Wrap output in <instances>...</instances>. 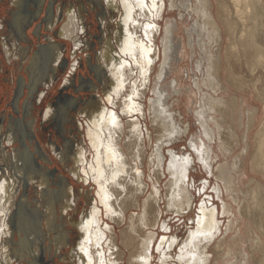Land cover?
I'll return each instance as SVG.
<instances>
[{
	"label": "bare ground",
	"instance_id": "1",
	"mask_svg": "<svg viewBox=\"0 0 264 264\" xmlns=\"http://www.w3.org/2000/svg\"><path fill=\"white\" fill-rule=\"evenodd\" d=\"M33 1L27 0L24 9L26 15H28V8H33L35 4ZM95 1L97 6L105 9H103V12L100 11V13H110L112 17L115 16L113 15L115 11L119 13V17L116 20L117 30L114 35H109L113 25L106 21L102 22V24H107V27H104V36L107 41H104L97 61L99 68L97 77L99 81H102L105 87L108 85L111 87L105 93V98L102 97L100 99L99 97L98 99L97 96H94L92 97L93 101H87L86 105L78 111V113L80 112L84 115L82 116L83 119L86 118L84 125L88 131V140L90 139L92 150H94L92 151L94 164L89 166L91 159L87 155L88 151L84 149L81 143L75 142L76 149L71 155L75 164L70 170L76 179L90 185L92 182L95 183L97 186L95 195L98 198L93 197L94 193H92V196H88V212H83L84 215L82 214L81 219L75 222L76 220H73L75 218L71 216L69 211L76 203L77 193L75 185L67 182L66 179L68 177L66 176L51 180V166L49 165L44 168L42 166L39 168L40 170L37 168V165H41L40 162L38 163L37 157L41 155L42 150L39 144L36 143L35 134H33L36 125L33 124V119L30 120L29 117L33 115L34 108L43 109V103L38 106L37 102L42 98V102L47 99L44 97V92H40L35 97V100L29 103L31 94L28 95L24 90L27 88L31 91L32 87L39 83L42 78V71L45 70V65H48L50 69L56 70V65L61 58V52L58 44H51V46L48 44L45 47L43 46V48L40 47L37 51H34L35 44L33 47L29 46L24 53V58L21 59V62L18 61L19 65L17 67L15 66L16 69L21 66L18 69L17 77L18 75L22 77L25 87L15 109L19 116L23 113V117L14 118L13 115L15 113H11L12 116L9 119L8 114L12 110L8 109L3 120L0 118V264H11L14 252L18 259L22 258L24 264H34L33 260L37 258V255L41 254V251H43L44 261L51 260L50 262L56 264L54 258L47 260L48 257L46 256L45 258L44 252L51 255L49 250H52V257H57L62 252L61 245L65 244L71 232L70 227L64 226V228H60L62 225L57 223L59 218H63V216H57L59 207L64 210L65 214L70 216V221L73 220V224L76 225L77 235H79V240L76 244L79 258L77 263L72 261L69 264H122L127 253L125 249L129 250V256H127L130 264H150L153 257V241L156 238L153 228L158 225L162 212L160 207L161 193L156 188L155 183L162 178L165 168L169 174L165 186L167 188V208L173 212H190L194 210L195 199L190 191V178H188L194 159L169 153L170 159L166 165L162 152L159 153L161 151L160 141L167 140L169 142L173 137L181 134L183 130L176 123L173 112H170L168 107H166L164 95L160 90L156 91L157 96L150 98L148 109L146 104L135 100L146 99L151 87L152 74L156 69V64L161 60V53L163 59L158 66L160 69L156 75L158 78L156 81L160 84L166 74L165 70L171 60L170 39L172 27L167 26L165 28L161 52L160 47L153 46L154 41L163 33L162 27L155 20L164 16L163 14L167 7L175 9L179 4L177 0ZM202 1L204 2V8L202 9L204 23H202L201 28L207 32L209 47L211 48L209 64L204 78L205 87L212 89L214 93H218L219 90H229L228 86L230 85L241 91L247 87L249 91L245 94L247 99H245L243 94L241 96H232L229 99L217 98L211 94L202 96V108L197 110L196 114L199 119L198 123L202 127L203 140H201L203 143L197 145L198 143L196 144L192 141L191 145L204 168L207 171L210 170L211 175L220 180L221 184L214 187L217 197L219 196L221 199V196L224 195L223 189L229 195L234 192L232 195L234 204H227V202L222 201L224 203L222 204L221 214L225 217L228 216L226 227L223 226V221L219 219L220 211H218L216 206L211 207L205 201L200 204L198 214L193 216L196 225L188 232L182 242L178 250L176 264H249V262L250 264H264V186L251 178L250 183H248L250 192L243 190L240 191L239 195L235 190V173L247 170V164L249 165L250 159L255 164L254 167L259 164L258 167L261 168V162L264 159V122L259 131L256 132V144H251V139H249L248 135V131L256 128L258 124L260 125V120H262L261 110L257 106L252 109L244 107V103L248 104L251 102L253 91L258 90V82L255 80L243 86L244 83L242 81H233L231 72L236 67L235 64L238 67H242L240 48L236 47L240 44L235 45V41H238L241 37L239 36L237 39L233 33L234 36H232L236 39L233 41L235 46H230L235 53L237 52L235 55L236 59L234 58L235 67L231 63H227L224 68V57L222 56L224 30L219 26L215 18L216 15L212 13V1ZM241 1L235 0L234 12L240 16V20L242 19L244 22H249L250 20L252 22L247 29L246 53L248 55L247 66L251 62L250 65L253 67L250 71L251 76L254 78L259 69H264V45H258L255 40L259 25H262V30H264V0H246L248 3H245L244 6L241 5ZM254 1L256 4H254ZM22 2L23 0L11 1L13 5L11 12L13 14L16 12L17 7H22ZM46 4L44 7H46ZM60 6L61 2L59 5L53 6L54 11L57 9L61 12ZM224 6L226 9V5ZM69 9L70 12L68 10V13L62 12L61 18L63 19L65 15L67 19L64 22L65 24L58 29L57 35L71 40L75 47H79L83 43L80 37L81 33L86 31V26L78 10L76 8ZM221 10L222 8H220ZM224 13H226V26L228 25L231 32L235 31V28H233L234 24L229 18L230 11L227 10L226 12L224 10ZM11 17L7 14L5 17L7 20H4L5 22L3 20L0 21V41L4 47L2 53L3 57L6 55V59H9V61L13 56L21 57L20 50L25 47L23 42H20V38L19 40L17 39L21 32L18 29L19 25L22 26V21L15 24ZM60 19L58 17V20ZM144 21L146 22L144 23ZM234 21L236 22V20ZM194 29L197 30L196 26H194ZM9 31L13 33L10 39L8 38ZM29 31H27V35H30ZM49 41L57 43L53 36L49 37ZM73 66L75 65L73 64ZM200 68L201 64L198 63V69ZM223 70H226L227 73L224 75L225 77L223 76ZM232 76H234L233 73ZM238 76L240 75L238 74ZM16 78L12 77V87L17 85ZM65 81H68V78ZM195 82V85L199 87V80ZM229 83L230 85H228ZM9 91L11 90L9 89ZM257 96L259 100L264 101L263 94ZM6 100L8 102L10 97ZM99 105L100 107H97ZM229 107L234 110L232 115ZM67 110L70 111V108L66 109L65 107L59 113L61 122L59 126L55 122L56 125L54 127H62V123L65 122L64 119L68 116ZM147 112L155 136L150 130L151 127L149 128L146 125L145 131L142 126L140 116L145 118ZM242 112H246L247 122L242 117L243 115H239ZM55 113L56 109L52 105H48L42 110L40 114L43 117L42 125L44 128H51V124L48 123L55 121L53 119ZM223 113L232 116L231 120L234 119L233 117L237 113L239 116L238 121L237 118L235 119L238 123H233L234 120L230 123V119L228 120L224 116L218 117L223 115ZM245 122L247 124L246 133L241 136L239 130L245 126ZM224 123L230 125L225 127ZM17 124H20L21 127ZM23 127L24 129L19 132ZM176 133L179 134L176 135ZM153 137L156 138L155 146L152 145ZM217 140L218 144L219 142L221 143L220 150L223 149L227 154H232L241 143L244 144V146L242 145L243 147L241 146L242 153L234 157L231 165L226 162L215 166L218 156H214L213 145H217ZM19 141H24V145L30 151V155L27 154L25 157H23L25 154L21 155L22 145ZM67 142L64 149L62 148L61 152L58 153L63 159L65 158L68 144L71 145L74 140L68 139ZM147 143L151 147L153 146V150L148 156ZM252 145L255 147L253 151H250ZM56 146L54 148L55 152ZM147 158L151 175L157 174L158 178V180L157 178L155 180L153 177L156 182L154 183L153 181L152 189L148 194L150 187L148 182L152 180V177L149 176L150 180L146 182L144 167H146ZM12 165L16 166L19 173L17 172L13 175L12 173L10 174L9 170H6L7 167ZM255 182L256 185L251 188V185L255 184ZM31 188L35 189L34 192L37 197L33 198L35 200L30 199L28 194L26 196L23 193L24 191L26 193ZM44 191H46L45 194ZM145 194L147 196L142 198ZM242 197L244 199L241 200ZM34 202H37L40 206H36ZM234 205L236 206L235 211ZM134 209L142 210L134 212L132 211ZM103 213H105L110 223L107 221V223L102 222L103 218L101 219V215ZM61 214L63 215V211ZM234 216L238 220L242 219L241 221L243 222L248 219L249 230L254 234L252 235V240L250 235H248L247 250L249 252L242 248L243 246L235 250L236 248L233 249L232 246L226 248L223 245L224 243L222 244L228 232L231 233L233 229ZM43 217L47 221V228L53 232L50 245L46 248L47 251L35 241L36 237H38L37 232L40 230L41 224L44 223ZM118 227H122L119 232H117ZM223 228H225L224 236L218 239ZM255 230H258L259 233ZM19 236L21 237L20 240H18ZM157 239L159 238L157 237ZM176 241L171 236H163L159 241L157 248L158 254L161 255V264H167L170 261L169 250L173 248ZM11 244H14L15 247L11 248ZM212 245L213 251L210 253ZM33 247L35 250H33ZM258 252L260 253L259 257L252 263L251 256H255ZM231 259L234 260L230 261Z\"/></svg>",
	"mask_w": 264,
	"mask_h": 264
},
{
	"label": "rangeland",
	"instance_id": "2",
	"mask_svg": "<svg viewBox=\"0 0 264 264\" xmlns=\"http://www.w3.org/2000/svg\"><path fill=\"white\" fill-rule=\"evenodd\" d=\"M24 1L25 0H23V2L21 4L22 7L21 8L17 7L15 10L16 12L11 15L12 16L11 20L15 24L18 22H21V21H22L21 22L22 24H25L26 20L28 19V16L26 15V12L24 11L26 4H27V0L25 2ZM61 1H63V4L61 5V9H60L61 11H65V13H68V10L70 12L69 8L76 7V9L78 10L79 15L82 17V19H84V18L86 20L88 19V17H87V11L89 8L88 7L89 6L88 1L86 2L85 0H69V1L68 0H59V2H61ZM211 1L213 3L212 13L214 15H216L215 18L218 21L219 26L222 27L224 30V32H223L224 41L222 44V56L224 57V68L227 65V63L228 64L231 63L234 66V61H235L234 58H235V55L237 54V52L235 53V51L232 50L231 46L234 45V43L236 42L235 45L240 44L239 45L240 47L239 46H236V47L240 48V52H241V54H240L241 60L240 61L242 63V67H238L235 64L236 67L234 66L235 68L231 72V77H232L233 81L237 82V80L238 81L240 80V81H242V83H244L243 86H246L245 85L246 83H249V82H252L255 80L258 82V85H257L258 90L253 91L251 102L248 104L244 103V107H246V108L248 107V108L252 109L255 106H257L261 110L262 120H260V125L258 124L256 126V128H253L252 130L248 131L249 139H251V141H250L251 144H256V139H255L256 132L259 131V128H261V126L264 122V101L259 100L258 96H257L260 94L264 95V71H263L264 69H261V70L259 69V72L257 73L256 77H254L255 78L254 79L251 76L252 74L250 71V69H252V67H253L250 65L251 62H249L248 66H247V60H248V55L246 53V41L248 40L247 29L249 28V25H251L252 22L250 20H249V22H247V21L244 22L241 19L243 21L242 22L239 19L240 16L236 15V13L234 12L235 11V8H234L235 7L234 6L235 0H211ZM34 3H35V0H34ZM177 3L179 4V6L177 8L169 9V7H167V9L165 10V12L163 14L164 16L159 17L155 20L162 27L163 33L158 37V39H156L154 41L155 43L153 46L160 47L161 52H162V47H161L162 46V39L165 35V28L167 26L172 27V34H171V39H170V41H171L170 45H171V51H172L170 53V55H171L170 59L171 60H170L169 66L167 65V68L165 70L166 74L164 75V78L160 81V84H159L156 81L158 79L156 77V75L159 73L160 67L158 68V66L160 65V62L163 59V56L161 53V60L156 64V69H155L154 73L152 74L151 87H150L149 92L146 95V99H135V100L146 104L147 109H148L150 98H154L156 95V91L160 90L162 92V94L164 95V103H165L166 107H168V109L171 112H173L174 118H175L178 126L181 127V129H184L183 133L173 137L169 142L167 140L160 141L161 151H159V153L162 152V155L164 156V161H165L166 165L170 159L171 153H174L177 156H184V157H189V158L192 157L194 159V161H192V165H191L190 170H189L190 173H189L188 178H190L189 179L190 191L192 192V194L194 196L195 203H194V210H192L190 212H186V211L173 212V211L169 210L166 206V204H167V198H166L167 188L165 187L166 181L169 178V174L165 168L166 174L164 173V175L160 179L161 181L159 180V182H156L155 180L157 178V174H155L153 176L151 175V170L148 166V158H147L146 167H144L145 171H146L145 172L146 182H148L150 180L149 176L152 177V180L148 182L150 184V187H149L147 194L152 189L153 181H154V183L156 182L155 183L157 186L156 188L159 189L160 193H161L160 194V196H161L160 197V205H161L160 207L162 209L160 221H159L158 225L153 228V230H155L154 232L156 233V238L153 241L154 247H153V254L152 255L154 258L153 257L151 258L150 264H161V261H160L161 255L158 254L159 251H158L157 247H158L159 241L162 239L163 236H169V237L171 236V237H174L178 241V242L176 241L173 248L171 250H169V260L170 261H168V263H167V264H176V258L178 255V250H179L182 242L184 241L185 237L187 236L188 232L195 227L196 221L193 220L194 219L193 216H196L198 214L199 206L203 201H205L211 207L216 206L218 208V211H220L219 212V219L223 221V224H224L223 226L226 227V224L228 221V216L225 217V216H222V214H221L222 204L224 203L222 201L227 202V204L233 203L232 202L233 201L232 195L234 194V192L229 195L228 192H226V190L223 189L224 195L221 196V199L219 196L217 197V194L214 191V187H216V185H218V184H221L220 180H218L214 175H211V171L209 170V172H208L204 168L203 164L198 160V157L195 153V150L191 145L192 141L196 144L198 143L197 145H201L203 143V141H202L203 140L202 139L203 133L201 130L202 127L198 123L199 119L197 117L196 112H197V110H200L202 108V104H203L202 96L203 95L209 96L211 94V95L216 96L217 98L229 99L232 96H235V95L241 96V94H243L245 99H247L245 94H247L249 91V88H247V87H245V89H243L244 88L243 87L242 91L240 89H236L234 86L230 85V83L228 84V85H230V86H228L229 90H219L218 93H214L212 89L205 87L204 78L206 76V68L209 64V56H210V52H211L210 49L211 48L209 47L210 44H209L208 34L206 31H204L201 28L202 23H204V14H203V10H202L204 8V2L202 0H177ZM240 3H241V5L244 6V4L245 3L247 4L248 2H246V0L245 1L242 0ZM254 4H256L255 1H254ZM224 5H226V9L230 11L229 18H230L231 22L234 24L233 28H235L234 29L235 31H233V32H231V29L228 27V25L226 26L227 21H226V13H224V10L226 12H227V10L225 9ZM220 8H222V10H221L222 12L220 11ZM199 9H200V12H199ZM6 11L7 10L5 8H3L2 13L0 12V21H1V19H4L6 17V15H7ZM117 13L118 12L115 11V13L113 14L115 16H113V17H112V14L105 13V15L97 16V18L95 19V22H96L99 18H100V20L102 18L103 21H106L107 23H111L113 25L111 28V31H109L110 36L114 35L115 31L117 30L116 20L119 17V13L118 14ZM96 14H97V11H96ZM98 14H99V12H98ZM14 18H16V19H14ZM66 19H67V16L65 17V15H64L63 19L62 18L60 19L61 20L60 21L61 27H62V25L65 24L64 22L66 21ZM11 20H9V21H11ZM233 20H236V22L234 21L235 22L234 23ZM238 21L239 22L241 21L242 23L241 22L239 23ZM145 22L146 21H144V23ZM235 24L237 25V27ZM97 25H98V27H101L102 33L98 29ZM106 25L107 24H102V22L99 20L97 21V23L95 25V31L94 32L95 33L100 32V34H101L100 37L102 39L99 45L98 44L95 45L96 47H95V53L94 54H95L96 58L98 57V54L101 51L102 46L104 45V41H107L106 37L104 36V33H105L104 27L106 28L107 27ZM255 25H256V23H255ZM60 26H59V28H60ZM194 26H196L197 30L194 29ZM93 28H94V26H93ZM29 29H30V27H29ZM237 29H239V30H237ZM18 30H20V29H18ZM35 30H36V28H34L32 30V33ZM48 32L51 33L52 31H48ZM263 33H264V30H262V25L261 26L259 25V29L256 32V37H255L256 39L255 40L257 41L258 45L260 44V46L264 45V34ZM232 35L237 39L239 38V36L241 38L238 39V41H237ZM55 37L59 38L61 42H66L65 44H67V45H64L63 48L68 47V49L71 48L72 51L74 49L75 53H72L70 55V59H69L71 63L76 61L75 60V59H77L76 55H78L79 57L82 58V56H83L82 51H84V50L81 47H75L71 40L65 39V37L57 36V33H56ZM233 41H235V42L233 43ZM3 51H4V47L0 41V76H1L0 83H3V85H4L3 90L0 91V100L2 99V103H0V113H2V116L0 118L2 120H3V117L6 115V112L8 109L12 110V112H10L8 114L9 119L12 116L11 113H13V114L18 113L17 110L13 106H11V104H9L11 108L7 105V103L10 100L7 102V100H4V98L5 97H6V99L8 97L11 98L12 92L9 91V88L11 87L13 89V87L11 86L12 81H13L12 77L16 78V73H17L18 69L21 67V66H18V69H16L17 65H19L18 61L20 62V59L18 56L11 57V59L9 61V59L8 60L6 59V55L3 57V53H2ZM67 55H68V52H67ZM243 57H244V59H243ZM12 61H15V62H12ZM198 63L201 64L200 69H198ZM73 68H75V66ZM85 70L86 69L84 67H81L80 73L84 74ZM24 73H25V71H24ZM232 73L234 76H232ZM226 74H227L226 70H223V76ZM238 74L240 76H238ZM61 76H64V73L61 74ZM61 76H59V78H61ZM18 78L19 77H17L16 79H18ZM257 79H259V80H257ZM196 80H199V83H200L199 87H197L195 85ZM99 83H100L99 88H96L93 93L96 95L99 94L100 99H102V97L105 98V93L108 91V89L111 86L108 85L107 87H105L102 81H99ZM15 87H16V85H15ZM100 88L102 90H100ZM252 89H254V88H252ZM238 90H240L241 92ZM7 92H9V94H7ZM99 97H98V99H99ZM12 100H13V97H12ZM97 107H100V105ZM45 108H46V106L43 107V109H45ZM81 108H83V107H81ZM231 108L232 107H229V111L232 115L234 110ZM43 109L42 108H37V109L34 108L33 115L31 117H29L30 120L33 119V121H34L33 124L36 125L35 129H34L35 132L33 134H35L34 138L36 140V143L39 144V146L42 150L41 155L40 156L38 155V157H37V161H38V163L40 162L41 165L40 164L37 165V168L39 169L42 166L44 168L48 165L52 166V167L54 166V168L52 169V170H54V173L51 176L52 177L51 180H53L54 178L57 180L58 176L62 175L60 177H65V176L68 177V179H66V181L69 183L71 182L73 185H75V190L77 193V196L75 198L76 203L73 206V208H71L69 211H70L71 216H73L75 218L73 220H76L75 222H77V220L81 219V217L84 215L85 212H88V209H89V202H88L89 197L88 196H90V195L92 196L93 195L92 193H94L93 197L98 198L95 195L96 191H97L96 184L92 182L90 185L89 183H85L81 180L76 179L70 170V168H72V166H74V164H75L73 157L71 156L72 152L76 149L75 148V142L81 143L84 146V149H86L88 151L87 155L91 159L89 166L94 164V156L92 153V151H94V150H92L93 147L91 145L90 139L88 140V138H89L88 131H87L86 126L84 125L85 124L84 121L86 118L83 119L82 116H84V115L81 114L80 112L78 113V111L80 109L70 110V111H68V114H67L69 117L67 116L68 118L66 117V119H64L65 122L62 123V127L56 128L54 126L56 124L59 126V124L61 122V118L59 117V113L63 110V108L60 107L59 109L56 108L58 114H57V112L55 113L54 118H56V119H54L55 121L51 122V125H53V124L54 125L51 126V128H49V127L44 128L42 125V119H41L42 115L40 114ZM110 109H112V107H110ZM235 111H236V109H235ZM235 114L236 115L233 117L234 119H232V120H231L232 116H228L227 114H224V113H223V115H219L218 117L224 116V117L228 118V120L230 119L229 120V122L231 121L230 123H232L233 120H234L233 123H236L238 121L239 116L237 113H235ZM239 115H241V116L243 115L242 117H244L245 121L247 122L246 112H242ZM135 116H137V115H135ZM235 118H237V121ZM140 120L142 122V126H143L144 130L146 131L145 128H146V125H148L149 128L151 127L150 130L154 133V136H155V132H154L152 125H151V122L149 120L148 112H147V115L145 116V118L140 116ZM55 122H56V124H55ZM246 122H245V126L242 127V129L239 128L240 129L239 134H241V136H242V134L246 133V125H247ZM49 124H50V122H49ZM227 124L224 123V126L227 127L230 125V124L229 125H227ZM17 125L20 126V124H17ZM53 127H54V129H52ZM22 129H24V127L21 128L19 132H21ZM50 129H52V133L49 131H46V130H50ZM68 139H73L74 143H72L73 145L68 144V147L66 148V152H65V158L63 159V157H60V154H58V153L61 152L62 148L64 149L65 144L68 143L67 142ZM56 144H57V146H56ZM155 144H156V138L153 137L152 145L155 146ZM216 144L217 145H215V146L213 145L214 156H216V155L218 156L216 158L217 162H216L215 166H217L219 164H224L226 162H228L229 165H231L234 157L236 155H240V153H242V147L244 146V144L241 143V145L238 146V148L232 154H227L223 149L220 150L221 143L219 142V144H218V140L216 141ZM55 146L57 147L56 152L54 151ZM152 147L150 146V144L147 143V150H148L147 156L150 155V153L152 152V150H153ZM254 147L255 146L252 145L250 151H253ZM27 154L30 155V151L28 150L27 146L23 145L22 150H21V155H24L23 157H25V156H27ZM249 157H250V155H249ZM189 158H188V160H190ZM258 165L259 164H256V167H254L255 164H253L252 159H250L249 165L247 164V166H248L247 170L235 173V176H236V178H235V181H236L235 190L239 195H240V191H243V190L246 192H248V191L250 192V187H248V183H250L251 178L254 179L256 182L257 181L260 182L264 186V167L262 168V166H264V159L261 162V168H259ZM56 167L58 170L56 169ZM6 170L7 171L9 170L10 174L12 173L13 175H15L17 172L19 173V170L16 168L15 165L7 167ZM16 170H18V171H16ZM148 174H150V175H148ZM18 176L20 177V175H18ZM153 177L155 180L153 179ZM157 180H158V178H157ZM256 182H255V184L251 185V188H253L256 185ZM205 185H206V187L204 188ZM247 189H249V190H247ZM34 191H35V189L31 188V189H28V191L26 193H25V191L23 193H24V195L26 194V196L29 195L30 199H33V198H37ZM147 194L142 196V198H145L147 196ZM38 198L40 199V197H38ZM242 199H244V198L242 197L241 200ZM33 200H35V199H33ZM35 204H36V206H40V205H38L37 202ZM45 205H47V204H45ZM235 208H236V206L234 205V211H235ZM137 210L139 212L142 209L141 210L134 209L132 211L137 212ZM62 211H63V215L61 214ZM58 215L63 216V218H59L57 221L58 224L60 223V225H62V227H60V228H64V226L70 227V229H71L70 234L71 235L70 234L68 235V237L65 241V245L64 244H63L64 246L61 245L62 246L61 247L62 252L60 254H58L57 257H55V256L52 257L53 251L49 250L51 252V255L48 254L47 252H44L45 258H46V256L48 257L47 260H49V258H51V259L54 258L55 259L54 262L56 264H69L72 261L73 262L75 261V263H77V260L79 257H78V251H77V245L76 244L78 243L79 235H77L78 233L76 230V225L73 224V220L70 221V219H69L70 216L68 214H65L64 210H62L60 207L58 208V211H57V216ZM102 215H101V219L103 218L102 222L103 223H107V222L110 223V221L106 217L105 213H103ZM67 219H68V221H67ZM241 220H238L237 217L234 216L233 229H232L231 233L228 232L225 239L222 241V244L224 243L223 245L226 248L229 246H232L233 249L236 248L235 250L240 248V246L241 247L243 246L242 248H245V250L247 252H249V250H247L248 249V245H247L248 235H250V238L252 240V235H254V234H253V232H251L249 230L248 219H245V222H243ZM43 222L44 223L41 224L40 230L37 232L38 237H36L35 241H37L39 243V245H41V247L46 250V248H48V246L50 245V239L53 236V232H51L47 228V225H46L47 221L45 218H44ZM121 228L122 227H118L117 232H119V230ZM255 231L258 232V230H255ZM224 233H225V228H223L221 235L218 237V239L223 237ZM157 237L159 239H157ZM18 238H19L18 240H20L21 237L19 236ZM23 243H24V241H23ZM213 245L210 248V253H212V251H213V249H212ZM25 246H27V245H25ZM58 246H60V244H58ZM12 247H15V245L11 244V248ZM54 248H56V247H54ZM73 248H74V250H72ZM33 250H35L34 247H33ZM125 250L127 253L123 259L122 264H130L128 261L129 250L128 249H125ZM42 252L43 251H41V254L37 255V258H35L33 260L34 264H53V262H50L51 260H49V261L43 260V253ZM259 254L260 253L258 252L255 254V256H251L252 263L255 261V259H257L259 257ZM12 258L13 259L11 261V264H22V262H23L22 258L18 259L15 252L12 254ZM233 260L231 259L230 261H233ZM23 264H24V262H23ZM249 264H250V262H249Z\"/></svg>",
	"mask_w": 264,
	"mask_h": 264
},
{
	"label": "flooded vegetation",
	"instance_id": "3",
	"mask_svg": "<svg viewBox=\"0 0 264 264\" xmlns=\"http://www.w3.org/2000/svg\"><path fill=\"white\" fill-rule=\"evenodd\" d=\"M11 1L12 0H1L0 1V12H1L2 8H5L7 10L6 11L7 14L11 16L13 14L11 12V9L13 7ZM85 1L86 2L88 1V4H89L88 11L86 10L88 19L86 20L84 17H83L84 19H82V17H81L82 21L85 23L86 31L84 33H81L80 39L83 41V43H81L80 44L81 46H79L84 51H82V53H83L82 58L79 57L78 55H76L77 59L74 58L76 60L75 62H73L75 65V68H73L74 67L73 63H71L69 60L70 55L72 53H75L74 49L72 51L71 48L70 49H68V47L63 48L64 45H67V44H64L66 42H60V39L55 37L56 33L58 34V29L60 26V20H58V17L60 19L61 15H63L62 12L65 13V11L60 12L57 9L54 11L53 6H55L56 4L59 5L60 2L58 0H35V4L33 5L35 8L34 7H33L34 9L28 8V15H27L28 19L26 20L25 24H22V26L20 25L19 32L20 31L21 32H20L19 36L17 37V39L19 40V38H20V42H23V44L25 45V47H23V49L20 50V52H21V57H19L20 62H21V59L24 58V53H25L26 49L29 46L33 47L34 44H35V46H34L35 50L34 51H37V50H39L40 47L43 48V46L45 47L48 44H49V46H51V44L52 45L58 44L60 46L61 58L56 65V70L50 69V67L48 65H45V70L42 71L41 80L39 81L38 84H36L35 86L32 87L31 91H29V89L24 87V85H23L24 81H22L23 80L22 77L18 75L19 78L17 79L16 87L15 88L13 87L14 89H12L11 87L9 88L11 90L10 92H12V95H11V98L9 101V102H11L10 103L11 106H13L14 108L17 107V103L19 101L20 95L23 92L24 88H25L24 91L28 95L31 94V98L29 100V103H32L31 101L35 100V97L37 96L38 93L44 92V97L47 100L44 99L45 102H42L43 101V98H42L40 100L41 102L40 101L37 102V105L40 106V104L43 103L44 106L47 107L48 105H52L53 108H55V109L56 108L58 109L60 107L63 109L66 107V109H67L69 107L70 110H78L81 107H84V105H86L87 101H93L92 97H94V96L99 97V94L96 95L93 93L95 91V89L99 88V86H100L99 85L100 84L99 79L97 77V75H98L97 72L99 71L98 62H97L98 57L96 58L94 53H95V47H96L95 45H97V44L99 45L102 39L100 37L101 36L100 32L95 33L94 31H95V25H96L97 21L99 20V21L103 22L102 18H101V20L99 18L96 22H95V19L97 18V16H101V15H105V14L100 13V11L103 12L104 8L101 9V6H97V2L95 0H93V2H92V0H85ZM46 2H47V4H46ZM29 4L32 5L31 3H29ZM45 4H46V7H44ZM62 4H63V1H61V5ZM60 8H61V6H60ZM72 8H76V7H72ZM96 11H97V14H96ZM98 12H99V14H98ZM1 20L6 21L7 19L4 18ZM93 26H94V28H93ZM29 27H30V29H29ZM97 27H98V25H97ZM34 28H36V30L32 33V30ZM98 29L102 33L101 27H98ZM22 30H23V32H22ZM27 31L30 32V35H27ZM48 31H52V32L49 33ZM12 34L13 33L11 31H9V33H8L9 39L11 38ZM52 36L54 37V40L57 41V43L49 41V37H52ZM45 41H46V43H45ZM61 48H62V50H61ZM67 52H68V55H67ZM81 67H84L86 69L84 74L80 73ZM63 73H64V76H61V74H63ZM17 74H18V71L16 73V77H17ZM59 76H61V78H59ZM66 78H68V81H65ZM3 86H4L3 83H0V91L3 90ZM38 86H40L39 89H37ZM100 90H102V89L100 88ZM35 91H36V93H35ZM33 93H34V95H32ZM7 94H9V92H7ZM12 97H13L14 101L12 100ZM4 100H6V97L4 98ZM9 102L7 103L8 106H10ZM0 103H2V99L0 100ZM21 110H22V108H21ZM56 112H57V110H56ZM1 116H2V113H0V117ZM13 116H14V118L23 117V113H21L20 116L18 113L17 114L15 113V115H13ZM41 119H43V117H41ZM53 119H56V118L53 117ZM52 129H54V128H52ZM52 129L46 130V131H49L52 133ZM179 130H181V129H179ZM182 130L184 131V129H182ZM177 134H179V133H176V135ZM21 141H19V142L23 146L24 141L23 142H21ZM53 168H54V166L53 167L51 166V172H50L51 176L54 173V170H52ZM56 169H57V167H56ZM60 176H62V175H60ZM60 176H58V179ZM45 193H46V191H44V194Z\"/></svg>",
	"mask_w": 264,
	"mask_h": 264
}]
</instances>
